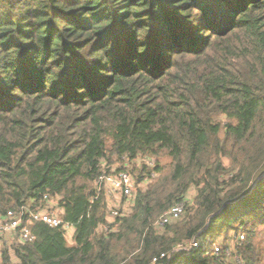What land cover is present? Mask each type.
Instances as JSON below:
<instances>
[{
	"label": "trees",
	"instance_id": "trees-1",
	"mask_svg": "<svg viewBox=\"0 0 264 264\" xmlns=\"http://www.w3.org/2000/svg\"><path fill=\"white\" fill-rule=\"evenodd\" d=\"M161 155L167 172L148 167ZM114 158L144 163L113 219L96 180ZM53 199L69 234L30 218ZM10 210L35 239L11 237L1 264H264L251 238L264 224V0H0V218ZM229 228L247 235L240 262L213 254Z\"/></svg>",
	"mask_w": 264,
	"mask_h": 264
},
{
	"label": "built area",
	"instance_id": "built-area-1",
	"mask_svg": "<svg viewBox=\"0 0 264 264\" xmlns=\"http://www.w3.org/2000/svg\"><path fill=\"white\" fill-rule=\"evenodd\" d=\"M96 185L105 190L106 194H111L114 197L120 195L127 198V203L131 204L134 199V194L136 191V178L128 171L122 170L118 173H103L96 180ZM185 205L184 203L177 204L166 211L157 221L156 225L158 227L166 226L167 224L180 219L184 214ZM60 208L55 207V200H51L50 204L41 209L40 211H30L28 212L31 219L43 221L52 227H59L63 225L66 229L67 234L71 233L74 229L73 225L69 222H64L61 217ZM24 211H13L7 212L4 218H0V239L8 241L14 235H18L20 241H33L35 239L34 235L30 232L27 224L23 222ZM113 219L119 215V211L113 210ZM106 228V226H103ZM236 239L241 242L244 239V233L236 234ZM8 237H10L8 239ZM198 241H192L188 244L179 245L178 249H189L192 247H198ZM223 246L215 242L213 243V254L220 255ZM164 256V255H162ZM240 262V260L238 261Z\"/></svg>",
	"mask_w": 264,
	"mask_h": 264
},
{
	"label": "rangeland",
	"instance_id": "rangeland-1",
	"mask_svg": "<svg viewBox=\"0 0 264 264\" xmlns=\"http://www.w3.org/2000/svg\"><path fill=\"white\" fill-rule=\"evenodd\" d=\"M170 161H171V159L167 155H161L158 160L156 158L151 159V161H150L151 164H148V167L153 168L158 163L159 167L164 168L165 171H163V172H167L169 170ZM112 162L113 163L111 166H107L106 163L103 162L104 170L110 169V171L112 170V171L118 173L120 171L117 168L120 167L122 170L123 169L128 170V172H130L135 178H138L139 175L142 174L140 171H141V166L144 163V158L137 159L132 163H127L125 161H124V163L123 162L120 163V162H118L117 158H114L112 160ZM157 176L159 177L160 173L159 174L155 173L153 178H157ZM146 179H147V177H146ZM141 185H142V187H145L147 185V182L142 183ZM194 191H195L194 189H190V191L188 192V199H189L190 205L192 204ZM106 196H107V210H106L107 215L109 217H111V216L113 217V215H112L113 210L121 209L122 204L124 203L125 199H124V196H122L120 194L117 197H114L111 194H106ZM101 231H102V228H100V232ZM242 231L243 230L237 232L235 229H231V228L224 229V231H221L219 236H217V238H216V242L220 243L223 247H225V246L228 247L227 249L222 248V252L224 251L225 254L229 255L230 259H233L237 262L239 260L241 261V257L236 250V247L238 245L237 239H236V236H237L236 234L242 233ZM9 238L10 237H8V239ZM246 238H247V235L245 232L244 233V239L242 241H244ZM251 238H252V241H253L255 247L260 252H262V257L264 258V224L258 225V227L255 228V231L253 232ZM68 240L70 241V239H68ZM242 241L240 243H242ZM10 243H11V239H9L8 241H5L4 239H0V264H1L2 249H4V247L6 245H10ZM11 256H12L13 264H16L18 261L15 258V256L13 255V253H11Z\"/></svg>",
	"mask_w": 264,
	"mask_h": 264
}]
</instances>
